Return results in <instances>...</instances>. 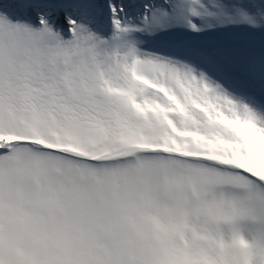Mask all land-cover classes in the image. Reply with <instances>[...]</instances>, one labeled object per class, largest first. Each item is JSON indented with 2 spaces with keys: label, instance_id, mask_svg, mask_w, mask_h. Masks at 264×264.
<instances>
[{
  "label": "snow or ice",
  "instance_id": "1",
  "mask_svg": "<svg viewBox=\"0 0 264 264\" xmlns=\"http://www.w3.org/2000/svg\"><path fill=\"white\" fill-rule=\"evenodd\" d=\"M0 264H264V0H0Z\"/></svg>",
  "mask_w": 264,
  "mask_h": 264
}]
</instances>
